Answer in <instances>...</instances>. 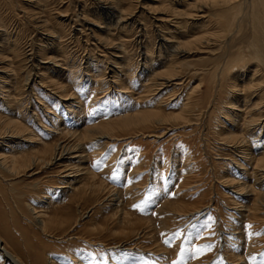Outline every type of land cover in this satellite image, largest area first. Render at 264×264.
Here are the masks:
<instances>
[{
	"label": "rangeland",
	"instance_id": "374dc122",
	"mask_svg": "<svg viewBox=\"0 0 264 264\" xmlns=\"http://www.w3.org/2000/svg\"><path fill=\"white\" fill-rule=\"evenodd\" d=\"M47 1L34 5V0H0L1 21L10 33L18 32L14 35H19L22 50L19 56L10 52L0 56L1 77L6 80L1 85L0 119L16 118L23 137L13 175L0 170L3 248L23 264H264V163L256 169L252 161L264 159V69L258 68L260 73L252 83L255 89L246 92L252 96L239 95L233 112L227 85L220 88L210 60L217 45H199L191 56H176L171 65L153 66L157 74L170 79L158 92L149 87L143 72L145 60L139 55L147 52V60L156 58L153 18L163 16L160 9L164 7L159 0H118L122 8L130 9L134 20L145 25L144 36L152 45L143 52L136 44L137 31L112 28L107 33L101 29L105 21L96 17L95 1ZM31 8L40 14L37 18L48 22L51 35L62 36L54 52L56 61L64 69L82 61L76 71L90 75L74 82L60 78L81 98L83 108L74 116L44 87L32 83L30 89L23 87L30 66L27 56L38 51L37 59L43 61L39 48L45 42L34 29L33 18L24 15L34 13ZM83 12L87 27L80 37L76 30L81 27L67 19ZM177 19L172 16L170 20ZM215 21L203 31L214 41ZM157 25L167 33V26ZM243 30L249 39L250 28L244 25ZM96 38L102 43H96ZM238 40L242 43L238 49L247 45ZM120 45L128 59V78L120 85L110 84V60ZM44 66L43 82L50 76L56 80L57 72L46 64L39 69ZM106 68L109 75L96 78ZM8 70L11 79L4 77ZM241 70L245 69L239 66ZM235 82L247 90L252 85L240 77ZM238 117V126L233 127ZM64 127L78 131L81 137L62 134ZM229 137L235 138L233 142ZM3 142L0 138V145ZM60 143L78 146L83 160L71 159L73 152L62 167L40 163L33 170L26 168L33 156L43 158L47 147ZM1 157L11 160L12 156L0 146ZM66 168L78 171V180L66 179ZM68 184L72 187L63 190ZM38 215L45 231L36 223Z\"/></svg>",
	"mask_w": 264,
	"mask_h": 264
},
{
	"label": "bare ground",
	"instance_id": "6f19581e",
	"mask_svg": "<svg viewBox=\"0 0 264 264\" xmlns=\"http://www.w3.org/2000/svg\"><path fill=\"white\" fill-rule=\"evenodd\" d=\"M59 1L61 2V0H59ZM91 1H95V3H96V6H94V7H96L95 8L96 17L99 20L103 19L105 21V26H104V28L101 26L102 27V28L100 27L101 29H104L105 31H107V33H110L112 31L111 30L112 28L114 30H120V31H123L127 28H130L131 31H133V30L137 31L138 36L136 38V44H137L138 48L140 49V52H143L144 50L147 51V48H148L147 45H149V46L152 45L151 43L147 42L148 39L146 40V38L144 36V33H145L144 26L145 25L137 19L134 20L133 17H131L132 15L130 14V9H125L126 7L122 8L118 0H91ZM159 1H160L162 6L164 5V7H163V9H160L163 16H160L158 18H155V16H154V18H153L155 23H156L155 27H154L156 29L155 30L156 31V41L158 40L156 58H153V59L149 58L150 59V61H149V60H147L149 57L147 52H144L142 54H140V52H139V54H140L139 58L142 57L143 60H145V62L143 64V72L147 74L146 76H148L147 81H149L148 82L149 87H153L155 89V91L159 92V89L164 87L165 83L170 81V79H168L166 77L164 78L163 74H160V75L157 74L156 71H158V70H154L153 66H160V65L161 66L162 65L167 66L168 63L171 65L173 57L191 56L192 51H194V48L199 46V45L200 46L201 45L212 46V45L216 44L218 47V48L216 47L217 50L215 48V50H216L215 55L216 56L213 54L212 56H214V57L210 58V60L212 62H214L215 74H216V77L219 78V80H220V82L218 80V82L220 83V88L223 85H227V88L229 90L228 94L230 95V98L232 101V104H230L231 110L233 111V109L235 110L238 107L239 102H240L239 98L241 99L240 96L246 95V97H244V98L252 96V94L247 95L246 92L255 89V87L252 83L256 82L258 74L260 73V70L258 68L261 67L264 69V0H159ZM34 2H35L34 5H41L42 3H46L48 1L47 0H34ZM171 5H174V7H172ZM124 6H126V5H124ZM76 7H77V5L75 6V8ZM146 7H147V5H146ZM157 7H158V5L156 6V8ZM148 8H149V6H148ZM31 9L30 10L28 9V10L34 12V9H32V10ZM146 10H147V8H146ZM150 13L151 12H149V14ZM24 15L26 16V18H28V17L33 18L34 24H35L34 29L36 28L37 31L41 32L40 33L41 37L43 38V40H45V42H44V45L39 48V50L42 52V55H43V61H40L37 59V57H38L37 55H39L38 51H37V53L35 52L36 54L34 52H30V51H29L30 52L29 55L26 53L28 55L27 56V62H28V64H30V66H28V69L26 70L27 73L25 76V80H24L25 84L23 87L26 88L28 86L30 89L31 83H32V85L34 84L36 86L44 87L45 89H47L48 92L52 93L53 95H55L57 97V99H59L60 101L63 102V104H64L63 106H64L65 110L71 116L76 115L78 113V111L83 108L82 101L80 100L81 98H77L75 93L70 89V86L67 84V83H69L68 81H67V83L62 81V80L60 81V78L65 76L67 78H70V81L72 79L73 80L72 82H74V80L82 81V76H83V78L85 76V79H86V76H90V75H85L86 74L85 71H79V72L76 71V70H78V68L83 66L82 61L77 65H75V63H73L72 65L70 64V66H69L70 68L67 67L66 69H64L63 65L56 61L57 57L54 55V52H57V48L60 45L62 36L61 35H58V36L51 35L49 33V30H47L49 28V27H47L48 22L45 19H42V17L37 18L40 15L39 13L25 12ZM85 15H86V13L83 12L81 15H79V16L77 15L73 19H67L68 23L72 22L73 25L77 24L81 27L80 28L81 30H78V31L76 30V32L79 34V35L78 34L77 35L80 37H82L84 34V32H83L84 28L87 27V21L85 20L86 19ZM171 15L175 18H178V19L176 21L170 20L172 17ZM225 18H227V20H225ZM179 20L181 22H179ZM212 20H216L213 23H214V25L217 29V32H218L217 35H215V37H214V38H216L215 41L212 38H207L206 34L204 35V33H203L204 28L209 27L211 25ZM65 21H63V22H65ZM159 23L161 25L163 24V25L167 26V27H165L166 30H168L167 33L166 32L164 33L158 27L157 24H159ZM84 24H86V25H84ZM98 24H101V23L99 22ZM125 24H127V25H125ZM244 25H247L250 28L251 33H250L249 39H248V37H246V34L243 30ZM94 26H97V25H94ZM215 27H214V29H215ZM210 31H212V30H210ZM245 31H247V30H245ZM11 32H12V30H11ZM64 32H65V30H64ZM94 32L95 31H93V33ZM214 32H216V31L214 30ZM15 33L17 34L18 32L10 33L9 30L6 29V27L4 26V24L2 23L1 18H0V56H5V53H9V52L13 53V54H18L22 51V50L19 51L21 49L20 37H19V35H18V37L15 36L14 35ZM54 33H55V31H54ZM201 33H202V35H199ZM94 37H97V36H94ZM238 39H241L247 45L243 48L241 47L240 49H238L237 47L239 46V44H242L241 42L238 43V41H239ZM94 40L96 41V43H102L101 40H99L97 38ZM31 41H33V40H31ZM28 47H30V46H28ZM116 47H117L115 49L116 51L112 53V57H113L112 59L113 60H110L111 63H110L109 70H111V74H112L110 84L116 83V85H117V83H118V85H120L119 84L120 82H122L128 78V72L125 69L126 68L125 63L128 61V59H127L125 53L123 52L122 46L120 45V46H116ZM65 48L63 45L62 49H65ZM245 48H246V50H243ZM31 51H33V50L31 49ZM211 52H212V48H211ZM208 54H209V52H208ZM200 55H202V54H200ZM18 56H19V54H18ZM10 59H9V61H10ZM17 59H20V58H16V60ZM58 61H60V60H58ZM197 61H198V59H197ZM200 61H201V59H200ZM129 62H130V60H129ZM85 63L87 66L91 65V64H89L91 62L88 63V61H87ZM194 63H196V61ZM202 63H204V62H202ZM43 64H46L48 66L50 65V69L57 72V76H56L57 79L56 80L54 77L50 76V77H46V78H48L47 83L43 82L44 78H42L43 77L42 71L45 70L46 66L42 67L43 69H39V67H41V65H43ZM147 64H149V65H147ZM209 64L212 65V63H209ZM239 66L244 67L245 70H241V72H238ZM169 69H171V68H169ZM94 70H95V68H94ZM96 70H97V67H96ZM2 71L3 70L0 68V95H2L1 92L3 91V89H1V85L2 84L5 85V81H6V80L2 81L3 80L1 77V73H3ZM47 71H45V72H47ZM56 72H54V73H56ZM106 75H109V74H107V68L103 71L100 70L99 75H97L96 78L100 79L101 76H106ZM11 76L12 75L9 72V70H8V72L4 71V77H6L5 79H9V78L11 79ZM237 77L242 78V80L245 78L247 83H248V81L251 82L252 85H250V88H248V90H247L246 87H243V88L240 87L241 85L239 86V84H237V82H235V80H237ZM249 77H251V78H249ZM15 78H16V76H15ZM260 79H261V77H260ZM90 80H91V78H90ZM78 81H75V82H78ZM239 82L241 83V80ZM77 84H79V83H77ZM101 84H103V83H101ZM83 85H84V83H83ZM21 87H22V83H21ZM259 87H261V86H259ZM5 96L10 97V94H7ZM11 96H12V94H11ZM4 99H2L1 102L6 103V101ZM6 100L8 101V99H6ZM186 105H188V104H186ZM5 107H6V105H5ZM256 107H257V105L255 106V108ZM8 109H10V107L7 108V110ZM154 112H156V111H154ZM254 114H255V112H254ZM34 115H35L34 113L31 114V116H34ZM129 115H132V114H129ZM130 117H129V119H130ZM119 118H121V117H118V120H119ZM239 118L240 117H238V119L237 118L235 119L234 123L232 124L233 127L238 126V123L240 120ZM15 119L16 118H13V117L6 118L4 120H3V118H2V120L0 119V138L4 139L6 142V143L3 142L2 145H0V146L4 149L8 150V153L12 156L11 160L8 159V157H6V158L1 157L0 158V170H2V171L4 170L5 172H9L10 174H12L11 172L14 170L13 167H14V164L16 163L15 156L17 154L21 153L20 151H22V145H23L22 144L23 143L22 142L23 137L21 135L22 129H21V126L19 125L18 121H16ZM241 120H242V118H241ZM256 120H257V118L253 119L251 122L255 123ZM37 122L39 125H41L38 120H37ZM105 124H107V123H105ZM248 124H247V126H248ZM98 125H99V123H98ZM256 125H258V124H256ZM129 126H131V125H129ZM92 128H94V127H92ZM88 131H89V129H85V133H87ZM47 132H49V131H47ZM61 133L69 136L70 138L77 139V138L81 137V134L78 131L69 130L66 127L61 129ZM230 135L231 134H229V136ZM234 137H229L228 139L227 138L226 139L232 141L233 139H235ZM227 142L228 141H226V143ZM66 143H60V144L55 145L53 147H51V145H50V147H47L45 149L46 154L44 155L43 158H39L38 155L33 156L31 158L30 162L27 163L28 165L25 164L26 168H29V170H33V167L39 165L40 163H43L42 165H45L47 167L48 166H54V165H56L58 167H62L61 164H62L63 160H65L67 158V156L69 157L70 155H72L73 152H75V155H74L75 157H70V158L82 161L83 160V157H82L83 153H82V156L80 154H78L80 152L77 149L78 146H76V145H75L76 147L68 146V145H66ZM224 144H225V142H224ZM36 154H37V152H36ZM248 156H250V155H248ZM252 161L255 165V168L260 167V164L264 163V159L263 158L261 159L260 157H259V159H253ZM250 162H251V160H250ZM18 168H20V167H18ZM42 168H43V166H42ZM16 170H17V168H16ZM77 172L78 171H75L72 168H69L65 171L64 177L66 179L73 178L72 180H78V176L75 175ZM262 172H264V168H263ZM79 174H81V173H79ZM14 175H16V174H14ZM67 183H69V182H67ZM242 185L243 184H241L240 186H242ZM71 187H72V185L68 184L66 187L63 188V190L67 189V188H71ZM243 187L245 188V186H243ZM242 189L243 188H241V191H242ZM237 190H238V188H237ZM243 191H244V189H243ZM237 192L238 191H236V193ZM239 194H241V193L238 192V195ZM243 196L247 197V193L246 194L244 193ZM119 211H120V209H119ZM35 215H37V213H35ZM87 215H88V213H87ZM79 216H81V215H79ZM29 217H30V215H29ZM31 223H32V221H31ZM36 223L43 231H45L44 222L41 220V217L39 215L36 216ZM2 243H3L2 239H0V255L3 259V261H2L3 264H23L12 253H10L5 248H3Z\"/></svg>",
	"mask_w": 264,
	"mask_h": 264
}]
</instances>
